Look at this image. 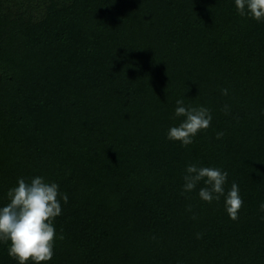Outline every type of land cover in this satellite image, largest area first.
I'll use <instances>...</instances> for the list:
<instances>
[{"label": "trees", "instance_id": "1", "mask_svg": "<svg viewBox=\"0 0 264 264\" xmlns=\"http://www.w3.org/2000/svg\"><path fill=\"white\" fill-rule=\"evenodd\" d=\"M178 99L212 115L186 147ZM190 164L228 173L238 219L183 190ZM36 176L68 197L41 264H264V21L235 0H0V207Z\"/></svg>", "mask_w": 264, "mask_h": 264}, {"label": "clouds", "instance_id": "2", "mask_svg": "<svg viewBox=\"0 0 264 264\" xmlns=\"http://www.w3.org/2000/svg\"><path fill=\"white\" fill-rule=\"evenodd\" d=\"M235 6L241 16L248 15L258 22L264 21V0H235ZM223 94L227 95V89L223 90ZM176 104L175 117L184 119L178 126L169 129L168 139L179 141L186 147L194 142L198 132L210 127L212 115L203 106L186 107L183 99H178ZM228 111L225 106V113ZM222 135L218 133L217 139ZM227 176L228 173L219 168L190 164L183 177V190L191 192L203 181L205 187L200 188L199 197L212 203L224 196L226 211L232 220H236L243 201L236 183L225 195ZM7 195L9 203L0 207V242H10L9 255L19 264H26L29 260L35 264L50 261L56 236L53 221L62 212L61 199L67 203V195L59 192L58 184L48 183L41 176L32 178L30 182L19 178L17 186L10 189ZM260 207L264 211V203ZM188 210L191 211V208Z\"/></svg>", "mask_w": 264, "mask_h": 264}]
</instances>
